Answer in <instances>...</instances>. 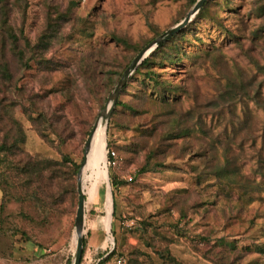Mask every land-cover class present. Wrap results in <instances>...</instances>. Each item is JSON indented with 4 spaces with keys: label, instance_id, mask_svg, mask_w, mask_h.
Returning <instances> with one entry per match:
<instances>
[{
    "label": "rangeland",
    "instance_id": "obj_1",
    "mask_svg": "<svg viewBox=\"0 0 264 264\" xmlns=\"http://www.w3.org/2000/svg\"><path fill=\"white\" fill-rule=\"evenodd\" d=\"M4 5L0 20L16 40L0 26V64L10 74L0 76V264H70L74 165L92 127L135 48L174 27L194 4ZM204 9L136 73L139 64L118 95L100 143L105 159L99 171L86 173V163L82 172L80 264L116 257L125 264H264V0H208ZM13 45L20 59L8 54ZM147 71L157 82H148ZM154 89L167 104L154 100ZM109 150L116 165L108 164ZM146 163L160 166L139 172ZM113 176L127 183L112 190Z\"/></svg>",
    "mask_w": 264,
    "mask_h": 264
},
{
    "label": "water",
    "instance_id": "obj_2",
    "mask_svg": "<svg viewBox=\"0 0 264 264\" xmlns=\"http://www.w3.org/2000/svg\"><path fill=\"white\" fill-rule=\"evenodd\" d=\"M207 0H197L194 5L192 6L191 10L185 15L182 21L177 23L174 27L169 29L168 31L164 32L162 35L157 37L156 39L149 42L145 47H143L140 52L134 57V59L131 61L129 66L125 69L122 76L116 83L115 87L111 91L108 97V102L111 101V105L109 108L106 109L107 104L103 107L100 118L103 117L106 119V124L108 120L110 119L112 110L114 109V106L117 102L118 95L125 84L126 80L129 78V76L132 74L134 69L162 42H164L166 39L171 37L176 32L180 31L182 28H184L190 21L191 18L195 16L196 13H198L201 6L204 4V2ZM98 121V120H97ZM92 127V130L86 140L84 152H83V159L80 163L79 170L77 172L76 177V191H77V207L75 212V219H74V226H75V253L73 256V259L70 264H80L81 256L83 253V242H82V233H83V226H84V214H85V194L82 187V178H81V172L82 168L84 167L86 163V153L87 149L90 145L92 135L94 133V130L96 129V124Z\"/></svg>",
    "mask_w": 264,
    "mask_h": 264
},
{
    "label": "trees",
    "instance_id": "obj_3",
    "mask_svg": "<svg viewBox=\"0 0 264 264\" xmlns=\"http://www.w3.org/2000/svg\"><path fill=\"white\" fill-rule=\"evenodd\" d=\"M208 1V0H207ZM207 1H205L204 2V4L201 6V8L199 9V11H198V13H197V16L199 15V14H203L204 12H205V9H204V6H205V4L207 3ZM196 2V0H191V4L193 5L194 3ZM0 3H1V5H0V10L1 11H4V8H5V5H4V0H0ZM54 12H55V10H54ZM47 22H46V26H47V31H50V32H54V23L53 24H51V17L48 15V17H47ZM0 26H6V27H8L7 29V31H8V33H9V36L10 37H12V40L13 41H15L16 40V36L15 35H13L12 34V27H10L7 23H6V19H1L0 20ZM50 28V29H49ZM184 28H187V25L184 27ZM154 29V28H153ZM154 31H155V29H154ZM183 31H184V29L182 28L180 31H178V32H176L175 34H173L171 37H169L168 39H166L164 42H162L161 44H159L141 63H140V65L137 67V69L135 70V72L136 73H140V70L139 69H141V68H143V67H145V68H147L150 64H151V61L152 60H155V58H157L156 57V55L157 54H159V52L160 51H162V52H165L166 50L164 49L165 48V46H167V44H171V43H177V40H178V38H179V36H181L182 34H183ZM155 34L156 35H159V32L158 31H156L155 32ZM119 39H120V42L124 45V46H131V45H129V43L124 39V38H121V37H119ZM146 46V45H145ZM144 46V47H145ZM143 47H136L135 48V53H139L140 52V50L142 49ZM16 47H15V45H13L10 49H9V51H8V54H10V53H14L16 56H17V58H21L22 57V53H21V51H16ZM6 50H8V48H6ZM167 58H171L172 59V57H171V55H167ZM7 64L6 63H4V62H2L1 64H0V76H2L5 80H10V74L7 72ZM144 76L147 78V80H148V82L149 81H154V82H157L156 81V78H155V76H154V74H151V72L150 71H147L146 73H144ZM113 82L114 81H112V85H114L113 84ZM155 91H157V92H155L156 93V95H158V92H159V95H160V97H156V96H154L153 98H154V100H156V101H159V104H167L168 103V101H167V98L166 97H164V96H161V91L160 90H158V89H154ZM120 103L117 101L116 102V104H115V106L116 105H119ZM8 105H10V104H7V105H5L4 104V108H6V106H8ZM123 106L126 108V109H128V110H130V111H133V108L129 105V104H123ZM0 107H3V104L1 103V101H0ZM135 110V109H134ZM115 113H116V111H115V107H114V109L112 110V113H111V115L113 116V115H115ZM6 120H9V119H7V118H5ZM172 121H175V118H171L170 119V122H172ZM184 133V132H183ZM183 133H180V132H178V133H176L175 134V136H179L180 134H183ZM154 165H149V163H146L143 167H141V169L139 170V172H145V171H156L157 170V168L160 166V164H159V166H158V163H153ZM79 166L80 165H77V164H75L74 165V173L76 172V170H78L79 169ZM156 166H158V167H156ZM216 174L218 175V176H222V174H224L223 173V171L222 170H220V169H217L216 170ZM110 183H111V186H112V190L113 189H115L116 187H118V185H122V184H125V183H127V181L126 180H117L116 179V177H112L111 179H110ZM83 242V252H84V248H85V241H82ZM71 259H68L67 260V263H70L71 261H70ZM97 264H105V260L103 259V260H101V261H99Z\"/></svg>",
    "mask_w": 264,
    "mask_h": 264
},
{
    "label": "bare ground",
    "instance_id": "obj_4",
    "mask_svg": "<svg viewBox=\"0 0 264 264\" xmlns=\"http://www.w3.org/2000/svg\"><path fill=\"white\" fill-rule=\"evenodd\" d=\"M105 124H106V119L103 118V117H101L99 119V121L97 122V124H96V129L94 130V133H93L92 138H91L90 145L88 147V151L86 153V163H87V165L85 163V165H86V169H85L86 173L89 172V171H92L93 173L96 172L99 169V166L102 163V161H104V159H105L104 148L100 144L101 141L104 140L103 139V137H104L103 136V134H104L103 131H104ZM85 165L82 168V172L84 171ZM82 172H81V177L83 176ZM107 201L110 204V195H109V193L107 195Z\"/></svg>",
    "mask_w": 264,
    "mask_h": 264
},
{
    "label": "built area",
    "instance_id": "obj_5",
    "mask_svg": "<svg viewBox=\"0 0 264 264\" xmlns=\"http://www.w3.org/2000/svg\"><path fill=\"white\" fill-rule=\"evenodd\" d=\"M109 160H108V164L109 165H116V155L115 152L112 150H109L106 152ZM113 264H125L124 260L121 259L120 257H116Z\"/></svg>",
    "mask_w": 264,
    "mask_h": 264
},
{
    "label": "crops",
    "instance_id": "obj_6",
    "mask_svg": "<svg viewBox=\"0 0 264 264\" xmlns=\"http://www.w3.org/2000/svg\"><path fill=\"white\" fill-rule=\"evenodd\" d=\"M0 199H1V190H0ZM2 208V203H0V210Z\"/></svg>",
    "mask_w": 264,
    "mask_h": 264
}]
</instances>
